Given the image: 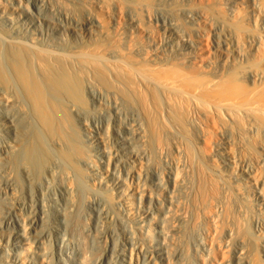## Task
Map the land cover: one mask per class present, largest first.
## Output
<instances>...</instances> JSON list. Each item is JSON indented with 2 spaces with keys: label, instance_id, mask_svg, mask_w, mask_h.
Here are the masks:
<instances>
[{
  "label": "bare ground",
  "instance_id": "bare-ground-1",
  "mask_svg": "<svg viewBox=\"0 0 264 264\" xmlns=\"http://www.w3.org/2000/svg\"><path fill=\"white\" fill-rule=\"evenodd\" d=\"M6 2L0 264H264V0Z\"/></svg>",
  "mask_w": 264,
  "mask_h": 264
},
{
  "label": "rangeland",
  "instance_id": "rangeland-1",
  "mask_svg": "<svg viewBox=\"0 0 264 264\" xmlns=\"http://www.w3.org/2000/svg\"><path fill=\"white\" fill-rule=\"evenodd\" d=\"M1 1H2V0H1ZM3 1H4V3L6 2V0H3ZM9 1H10V0H9ZM9 1H7L5 5H7V3H8ZM10 2H12V0H11ZM10 2H9L8 4H10ZM4 3L1 2V5H0V14L4 13V9H5V11L7 10L6 8H4V7H5V6H4ZM23 20H25V18H23ZM26 22H27V23H30L28 20H26ZM48 202H49V204H50V200H48ZM20 209H21V208H20ZM22 209H23V210H22ZM22 209H21V212L23 211V212H22L23 214L28 212V211H27L28 209H27L26 207H24V208H22ZM26 209H27V210H26ZM25 210H26V211H25ZM24 211H25V212H24ZM16 212H19V209H16ZM26 215H28V213H27ZM26 215L24 214V216H26ZM85 217H86V216H85ZM76 224L78 225L79 228H82V229L85 228V227L87 226L86 220H85L83 217H82L81 219H78V220L76 221ZM67 232H68V231H67ZM67 232H65V238L68 239L67 241H69V238L71 237V238H70V241H71V240H72L71 232H69L70 234L68 233V235H67ZM79 234H80V233H79ZM81 234L83 235L84 233L81 232ZM81 234H80V235H81ZM80 235H79V238L82 237V235H81V236H80ZM86 235H88L90 239L92 238V233H91L89 230L86 232ZM67 236H68V237H67ZM83 236H84V235H83ZM50 238H51V239H50ZM49 239H50L51 242L53 241V242L51 243L52 245H53V243L55 242V250H56V251H55V252H56V253H55V261H56L57 252H59V249H58V247H57V241H56L55 238H53V237L50 236L48 239H46V241H47L48 244H49ZM53 239H54V240H53ZM70 241H69V242H70ZM51 244H50V246H51ZM57 250H58V251H57ZM80 250H81V249H80ZM83 251H85V250H83ZM83 251H81V252H83ZM78 252H79V251H78ZM78 252H77L76 255H77L79 258L82 257V256H84V255H82L83 253L80 255V254H79L80 252H79V253H78ZM85 252H86V251H85ZM85 252H84V253H85ZM78 254H79L80 256H79ZM85 254H87V253H85ZM115 254H116V256H115ZM117 255H118L117 253H114V255H113V258H112V260H113V264L117 263L116 261H118V260H117V257H118ZM65 257H66V256H64V258H65ZM75 257H76V256H75ZM78 257H76V259H78V260L75 261L76 264H79L80 261L83 259V257H82L81 259H79ZM85 257H86V255H85ZM85 257H84V258H85ZM90 257H91L90 254H88V258H90ZM67 258H68V257H66V259H67ZM88 258H87V259H88ZM74 259H75V258H74ZM77 261H78V262H77ZM85 261H86V260H85ZM81 262H82V264L84 263V261H81ZM80 264H81V263H80Z\"/></svg>",
  "mask_w": 264,
  "mask_h": 264
}]
</instances>
